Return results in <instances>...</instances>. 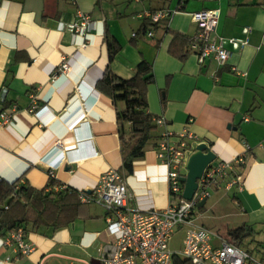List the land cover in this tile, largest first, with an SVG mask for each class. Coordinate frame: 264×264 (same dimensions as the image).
Returning a JSON list of instances; mask_svg holds the SVG:
<instances>
[{
  "label": "crops",
  "instance_id": "1",
  "mask_svg": "<svg viewBox=\"0 0 264 264\" xmlns=\"http://www.w3.org/2000/svg\"><path fill=\"white\" fill-rule=\"evenodd\" d=\"M161 9L170 18L145 28L142 15ZM214 9V37L230 52L228 63L221 66L212 56L200 63L189 49L184 59L170 54L176 34L198 32L193 13ZM80 12L95 24L73 38L66 27ZM151 30L153 37L147 35ZM106 32L122 46L111 63ZM64 60L69 70L61 73ZM143 60L153 68L147 90L153 117L163 116L173 133L192 132L217 161L245 159L199 208L196 223L223 238L225 232L227 239L232 230L246 228L240 248L264 261V0H0V88L8 89L4 108L17 107L0 128V181L23 177L44 189L54 177L65 187L91 191L114 169L125 177L130 208H166L168 169L155 153L165 128L152 132L145 156L134 161L131 174L124 173L117 122L124 104L115 105L98 86L108 65L130 79ZM33 105L46 107L41 120L50 119L47 124L31 112ZM229 181L234 184L226 189ZM106 214L99 204L82 203L69 225L54 232L41 228L49 237L29 232L34 250L28 255L0 238V264H91L111 240Z\"/></svg>",
  "mask_w": 264,
  "mask_h": 264
},
{
  "label": "built area",
  "instance_id": "2",
  "mask_svg": "<svg viewBox=\"0 0 264 264\" xmlns=\"http://www.w3.org/2000/svg\"><path fill=\"white\" fill-rule=\"evenodd\" d=\"M171 12L158 10L154 13H144L152 23L169 19ZM193 21L197 24L198 32L190 37L189 49L195 53L200 63L212 56L219 65L228 63L230 52L226 49L222 38H215L219 11L202 10L193 13ZM95 22L89 15L79 13L78 20L67 25L72 37L80 33L92 31ZM250 30V29H249ZM154 36L151 30L147 33ZM135 36V35H134ZM230 43L237 44L236 39ZM247 40L241 42L245 45ZM69 70L68 61L64 60L59 67L61 73ZM8 89L0 88V128L10 123L17 107L13 105L6 110ZM46 107L33 105L31 112L38 120L43 118ZM64 115V114H63ZM60 116L61 117H63ZM50 120V119H49ZM49 120H41L45 125ZM157 127L165 128L155 146L157 159L168 169L167 180L170 204L163 209L137 210L129 207L131 195L126 185L124 175L118 170H108L91 191H79V200L83 204H99L107 212L106 223L111 240L98 249L97 259L101 264H174L178 257L189 264H264L251 253L243 250L227 238L214 234L208 228L196 223V211L203 201H207L215 189L223 186L229 178L234 164L244 165V157H238L232 162L217 161L210 164L202 178L198 180V188L191 200L183 197L184 183L182 177L187 174L186 165L189 157L200 143L196 136L185 129L173 133L167 129V121L163 116L155 117ZM53 175V170L50 171ZM234 181L225 185L229 189ZM178 228L185 229L183 249L173 252L169 247L170 239ZM2 243L14 246L21 254L28 255L34 246L28 241L22 228L3 238Z\"/></svg>",
  "mask_w": 264,
  "mask_h": 264
},
{
  "label": "trees",
  "instance_id": "3",
  "mask_svg": "<svg viewBox=\"0 0 264 264\" xmlns=\"http://www.w3.org/2000/svg\"><path fill=\"white\" fill-rule=\"evenodd\" d=\"M163 10V9H161ZM159 23H152L146 18L145 28L155 27ZM105 41L111 63L122 46L106 32ZM190 37L176 34L169 46V52L175 57L184 59L189 49ZM190 50V49H189ZM154 82L152 65L143 60L130 79H123L115 75L108 65L98 86L107 92L115 105L123 103L124 109L118 110L117 122L119 125L122 171L131 174L134 161L145 156L147 145L152 132L158 128L154 118L148 112L147 90ZM129 131L126 133L125 128ZM157 142L155 143L156 146ZM21 177L14 182L0 181V238H6L19 228H22L26 237L29 232H40L41 228L52 229V232L69 225L78 216L82 206L79 200V191L65 187L54 177H50L44 189L31 186ZM59 187L58 191H54ZM244 227L234 229L229 234V241L240 247L243 239L249 235ZM174 264H189L178 257Z\"/></svg>",
  "mask_w": 264,
  "mask_h": 264
},
{
  "label": "water",
  "instance_id": "4",
  "mask_svg": "<svg viewBox=\"0 0 264 264\" xmlns=\"http://www.w3.org/2000/svg\"><path fill=\"white\" fill-rule=\"evenodd\" d=\"M217 156L210 150L209 144L200 143L196 146L195 151L189 157L186 169L187 174L181 178L184 183L183 197L191 200L198 188L200 180L210 164H216ZM206 201L201 202L200 207L205 205ZM91 264H101L98 259H92Z\"/></svg>",
  "mask_w": 264,
  "mask_h": 264
},
{
  "label": "rangeland",
  "instance_id": "5",
  "mask_svg": "<svg viewBox=\"0 0 264 264\" xmlns=\"http://www.w3.org/2000/svg\"><path fill=\"white\" fill-rule=\"evenodd\" d=\"M199 212H200V209H197L196 213L198 214ZM221 233L223 234L222 236H224V238H227V234L225 232H221ZM218 234L221 236L220 233H218ZM184 236H185V229L184 228H178L175 230V232L172 235V238L170 239V242H169V247H170L171 251H173V252L182 251Z\"/></svg>",
  "mask_w": 264,
  "mask_h": 264
}]
</instances>
